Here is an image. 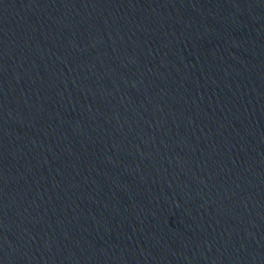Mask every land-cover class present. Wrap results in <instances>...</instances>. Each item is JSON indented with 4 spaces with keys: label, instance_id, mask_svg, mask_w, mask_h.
Listing matches in <instances>:
<instances>
[{
    "label": "water",
    "instance_id": "1",
    "mask_svg": "<svg viewBox=\"0 0 264 264\" xmlns=\"http://www.w3.org/2000/svg\"><path fill=\"white\" fill-rule=\"evenodd\" d=\"M0 264H264V0H0Z\"/></svg>",
    "mask_w": 264,
    "mask_h": 264
}]
</instances>
